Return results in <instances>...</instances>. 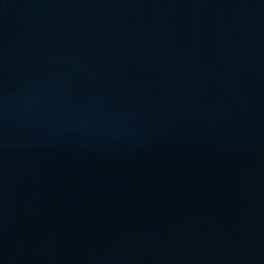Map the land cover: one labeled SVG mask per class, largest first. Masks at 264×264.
I'll return each instance as SVG.
<instances>
[{"label": "water", "instance_id": "water-1", "mask_svg": "<svg viewBox=\"0 0 264 264\" xmlns=\"http://www.w3.org/2000/svg\"><path fill=\"white\" fill-rule=\"evenodd\" d=\"M0 264H264V0H0Z\"/></svg>", "mask_w": 264, "mask_h": 264}]
</instances>
